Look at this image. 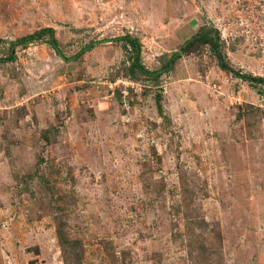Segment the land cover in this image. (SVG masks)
<instances>
[{
  "label": "rangeland",
  "instance_id": "obj_1",
  "mask_svg": "<svg viewBox=\"0 0 264 264\" xmlns=\"http://www.w3.org/2000/svg\"><path fill=\"white\" fill-rule=\"evenodd\" d=\"M0 264H264V0H0ZM94 47L72 58L85 46Z\"/></svg>",
  "mask_w": 264,
  "mask_h": 264
},
{
  "label": "trees",
  "instance_id": "obj_2",
  "mask_svg": "<svg viewBox=\"0 0 264 264\" xmlns=\"http://www.w3.org/2000/svg\"><path fill=\"white\" fill-rule=\"evenodd\" d=\"M46 36V44L56 53L60 56L56 40L54 39L53 32L49 28H44L39 30L38 32L32 33L30 35L23 36L21 38H18L14 40L13 42H9L7 54L0 58V63H7V62H13L15 60L14 47L17 45H23L27 44L36 40L41 39L42 37ZM218 34L216 30L211 29H205L201 31L199 34H196L192 36L190 39L186 40L179 48L178 51L173 52L170 54V57L167 59V61L158 69L155 71H148L144 69V67L140 63V44L135 38H131L129 36H122L118 38H114L113 42H123L124 46L128 47L131 51L132 57L131 62L127 68L128 75L131 77H134L136 73H139L141 75L152 77L154 80H157L164 72L169 70L171 66L174 64L176 60L179 59L181 53L185 51L187 48H189L193 44H199V45H207L209 49L213 52V55L216 58L217 66L218 68L233 76L234 78H237L241 81H246L248 83H254V84H260L264 86V80L259 77H253V76H245L238 71L234 70L230 66H228L219 51L218 47ZM94 44L91 43L87 46H85L81 51H79L75 56L72 58H63L64 61L67 60H73L76 59L79 55L82 54V52H86L90 49H92ZM61 57V56H60Z\"/></svg>",
  "mask_w": 264,
  "mask_h": 264
}]
</instances>
